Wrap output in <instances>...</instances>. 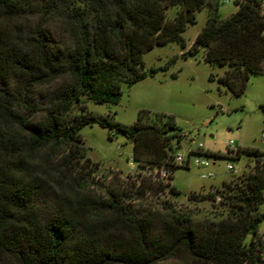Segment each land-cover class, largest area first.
I'll return each mask as SVG.
<instances>
[{"label":"trees","instance_id":"trees-1","mask_svg":"<svg viewBox=\"0 0 264 264\" xmlns=\"http://www.w3.org/2000/svg\"><path fill=\"white\" fill-rule=\"evenodd\" d=\"M220 0H0V264H244L264 211V164L232 176L229 185L188 200H218L230 213L192 221L165 200L161 209H138L112 189L102 197L85 186L94 172L79 130L95 121L132 143L141 176L139 194L163 193L176 168L171 115L140 110L130 126H114L87 112L85 100L118 103L130 86L156 69L142 55L177 41L207 8V19L182 55L203 49L218 78L235 95L252 74H264V14L260 0H235L219 18ZM175 14L167 19L169 8ZM53 88L45 107L36 102ZM256 157L260 152L237 149ZM200 154V152H192ZM207 154H210L207 152ZM211 155L217 157L216 154ZM161 167L169 171L159 178ZM87 171L88 173H85ZM154 176V177H155ZM228 191H227V190ZM252 234L247 242L246 237Z\"/></svg>","mask_w":264,"mask_h":264},{"label":"rangeland","instance_id":"rangeland-1","mask_svg":"<svg viewBox=\"0 0 264 264\" xmlns=\"http://www.w3.org/2000/svg\"><path fill=\"white\" fill-rule=\"evenodd\" d=\"M260 6L264 14V0H260ZM235 9V0H220L219 18L228 17ZM174 14L175 8H169L167 19ZM206 19L207 8L203 7L196 12L195 23L188 24L182 32L184 48L179 42L170 41L144 52V69L153 68L156 72L130 86L122 84L118 103L85 100L88 113L98 120L106 118L114 126H130L140 110L148 111L150 116L155 113L173 116L180 135L174 140L175 149L186 157L190 156L187 167L176 168L172 173L170 183L179 191L178 194L173 196L168 187L158 194L135 193L141 176L156 179L154 170L138 168L132 157V143L115 127L109 137L108 128L98 121L79 130L86 156L98 163L94 172L84 174L83 182L92 193L105 197L114 189L127 201L132 200L138 209H161L164 201L168 200L174 202L177 211L195 222L216 221L230 213L228 207H218V200L198 201L187 197L190 193L204 194L232 184L230 178L233 175L226 169L228 163L238 173L252 169V155L240 152L238 159L229 158L227 144L230 140L235 149L264 150V74L250 75L243 93L235 95L218 81L226 66L206 62L201 48L194 55H182ZM52 88L53 85L44 86L38 92L35 99L40 106L48 104ZM199 145L200 154L189 153L190 150L196 152ZM195 156L207 158L210 165L196 166L192 162ZM209 173L212 175L202 177ZM257 211H264V200ZM257 236L264 237V220L258 224ZM251 237L252 234H248L246 241Z\"/></svg>","mask_w":264,"mask_h":264},{"label":"built area","instance_id":"built-area-1","mask_svg":"<svg viewBox=\"0 0 264 264\" xmlns=\"http://www.w3.org/2000/svg\"><path fill=\"white\" fill-rule=\"evenodd\" d=\"M234 143L232 140H230L227 144L228 146V155L229 158L232 159V157H236L237 155V149L234 148ZM200 152V145L198 146V150ZM189 153H192V150L189 151ZM190 161V156L186 157L183 153L176 151L173 155V162L175 165H185L189 164ZM192 162L196 166L200 167H208L210 165L209 161L207 158H200L198 156H195L192 159ZM256 164H264V150L260 151V153L256 156L253 157V166ZM252 166V167H253ZM226 169L232 173L233 176H238L240 173L237 172L235 167L231 164L228 163L226 165ZM159 178H162L164 180H167L169 171L165 167H161L158 172ZM212 174H203L202 177L206 178L208 176H211ZM244 264H264V237L260 236L257 238H254L253 240V251H252V256L251 258L247 259Z\"/></svg>","mask_w":264,"mask_h":264}]
</instances>
